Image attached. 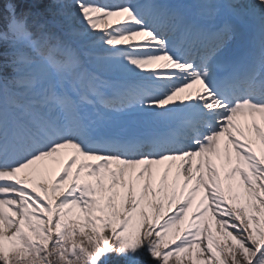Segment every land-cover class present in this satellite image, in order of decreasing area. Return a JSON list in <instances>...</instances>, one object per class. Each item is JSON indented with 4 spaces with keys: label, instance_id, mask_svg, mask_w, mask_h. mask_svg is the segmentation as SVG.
Masks as SVG:
<instances>
[{
    "label": "snow or ice",
    "instance_id": "snow-or-ice-1",
    "mask_svg": "<svg viewBox=\"0 0 264 264\" xmlns=\"http://www.w3.org/2000/svg\"><path fill=\"white\" fill-rule=\"evenodd\" d=\"M0 264H264V0H2Z\"/></svg>",
    "mask_w": 264,
    "mask_h": 264
},
{
    "label": "rangeland",
    "instance_id": "rangeland-1",
    "mask_svg": "<svg viewBox=\"0 0 264 264\" xmlns=\"http://www.w3.org/2000/svg\"><path fill=\"white\" fill-rule=\"evenodd\" d=\"M161 167V170L163 169V165L162 166H160ZM145 259H147V257H145Z\"/></svg>",
    "mask_w": 264,
    "mask_h": 264
},
{
    "label": "trees",
    "instance_id": "trees-1",
    "mask_svg": "<svg viewBox=\"0 0 264 264\" xmlns=\"http://www.w3.org/2000/svg\"><path fill=\"white\" fill-rule=\"evenodd\" d=\"M0 2H2V0H0Z\"/></svg>",
    "mask_w": 264,
    "mask_h": 264
}]
</instances>
